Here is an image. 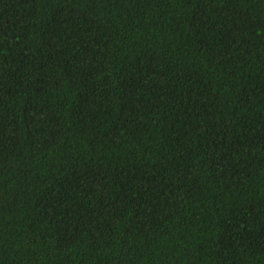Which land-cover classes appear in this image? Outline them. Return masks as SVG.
I'll return each mask as SVG.
<instances>
[{"label":"trees","instance_id":"obj_1","mask_svg":"<svg viewBox=\"0 0 264 264\" xmlns=\"http://www.w3.org/2000/svg\"><path fill=\"white\" fill-rule=\"evenodd\" d=\"M0 264H264V0H0Z\"/></svg>","mask_w":264,"mask_h":264}]
</instances>
